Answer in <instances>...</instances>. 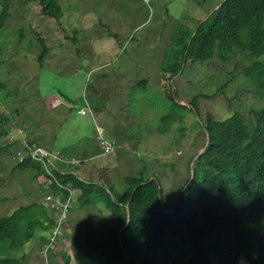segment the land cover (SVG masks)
Here are the masks:
<instances>
[{
	"label": "rangeland",
	"instance_id": "rangeland-1",
	"mask_svg": "<svg viewBox=\"0 0 264 264\" xmlns=\"http://www.w3.org/2000/svg\"><path fill=\"white\" fill-rule=\"evenodd\" d=\"M58 1L64 15L56 22L41 14L38 1L0 0V13L5 3L10 5L9 19L0 30V81H8L9 87L0 86V182H4L0 195L7 197L0 204V217L12 215L21 206L42 202L48 193L35 169L38 160L34 159L33 167H19L14 156L23 147L19 142L10 146L12 135L16 139L10 128V113L16 114L19 109L18 122L26 121L31 126L30 117H37L38 109L22 104L25 98L35 99L37 81L42 85L45 103L40 109L49 118L48 122L40 119L36 126L33 137L39 141L38 147H55L69 157L92 158L79 169L74 163L66 164V172L85 174L107 188L120 187L119 191L126 188V177H148L150 173L161 182L165 194L185 186L201 145V140H195L199 127L195 123L182 143L176 137L163 138L159 128L168 124V112L162 107L160 92L169 100L170 88L159 68L141 77L163 64L167 49L174 47L176 24L197 27L222 0ZM20 31L24 32L22 39ZM41 44L48 49L43 67L38 61ZM248 60L252 63L256 59L248 55ZM187 64L173 79L172 90L182 88L194 96L202 84L199 68L204 64ZM143 84L148 86H137ZM57 86L67 99L58 95ZM220 98L202 99L203 109L225 115L227 102ZM82 107L88 110L85 116L78 113ZM232 108L233 113L226 118L242 107L234 102ZM99 127L115 145V155L98 156L102 153L96 139ZM23 137L27 141V135L23 133ZM77 196L73 192L69 218L79 207L87 212L65 225L56 242L51 243L48 229L40 228L31 242L10 248L4 256L0 251V258H17L23 264H86L81 255L71 251L69 242L66 246L68 238L79 241L92 216L87 206L77 202ZM48 246L50 251L45 255Z\"/></svg>",
	"mask_w": 264,
	"mask_h": 264
},
{
	"label": "trees",
	"instance_id": "trees-1",
	"mask_svg": "<svg viewBox=\"0 0 264 264\" xmlns=\"http://www.w3.org/2000/svg\"><path fill=\"white\" fill-rule=\"evenodd\" d=\"M5 1L8 2V0ZM32 1H38L41 14L56 22H59L64 15L58 0ZM9 9L10 5L5 3V8L0 13V30L4 29L5 22L9 18ZM215 13L217 14L201 26L191 28L180 23L179 32L175 33L172 40L174 47L167 49L163 64L159 68L170 88L169 100L163 92H160L163 99L162 107L168 112L166 115L168 124H164L165 128L160 131L168 133L172 126L176 127L177 131L170 138L176 137L178 143H182L196 123L195 126L199 128L205 130L208 128L215 144L210 158L204 155L202 159L195 162L194 180L185 187L184 193L190 189H197L207 181H210L212 186L203 185L205 197L198 194L184 197L180 194L181 202L172 215L165 213L161 201L158 200L152 207L154 219L148 222L145 228V242L138 247L129 246L128 253L133 259L131 264H264V204L248 211L245 217L244 214L241 217L234 212V204L226 196L222 186L215 182L234 172L238 166L246 165L247 162L243 156L252 153L246 141L232 131V128H242L244 118L241 115H234L227 120L217 122L214 112L203 109V100L200 99V102H197L199 96L210 89H220L210 87L208 83L212 86H224L229 80L239 75L240 66L237 62L239 59L248 61V55L264 56V0H227ZM221 18L225 22L217 25ZM196 30L197 33L193 37ZM253 34H256L260 41ZM23 36L24 32L20 31L21 39ZM42 47L39 64H44L48 51L44 45ZM188 62L206 63L208 69L206 76L208 83L202 78V84L198 86L199 92L194 96L184 93L182 88L172 90V85L175 83L172 82L174 77L182 73L183 69L189 65ZM254 62L253 65L244 68L243 75L251 79L262 75L264 81V65L258 60ZM226 75L228 77L225 81ZM210 78L213 79L211 82H209ZM220 79L223 81H218ZM231 84L241 87L237 80H233ZM0 86L9 88L8 81H0ZM35 88L37 89L36 95L33 96L35 99L25 98L22 101L23 106L28 104L33 109H38L37 117H30L33 126L26 121L15 125L27 135V140H30L28 145L33 149L38 147L39 142L33 137V134L38 131L36 126L40 124V119L46 118V122L49 121L48 116L40 109L45 106V103L42 102L44 94L39 81ZM203 88H207L208 91L203 92ZM55 90L60 97L67 99L58 86ZM12 93L10 89L11 96ZM177 100L190 104L194 109L180 105ZM10 101L14 102L12 97ZM17 115L20 116L19 111ZM197 116L200 119L198 123ZM11 118L12 116H10V124ZM14 133H17V129ZM208 163L210 166L207 165ZM78 177L74 171H70L61 176L60 181L64 185L72 182L76 188L86 191L89 198L104 199L107 206L118 209L104 190L82 183ZM3 184L4 182H0L1 191ZM180 195L174 194L173 198ZM128 196L129 193L119 200L124 201ZM84 197L87 198L85 194ZM6 201L7 197L3 198L0 195V204ZM222 202L224 205L220 209ZM178 203L175 205L170 200L164 201L167 208H175ZM179 217L183 220L178 223ZM124 220V216H118L116 220L118 228L124 225ZM47 221L45 208L37 202L19 207L8 217H0L2 256L7 255L10 248L31 242L38 229L46 228L49 232L50 226ZM116 232L113 231L114 238H116ZM123 260V264L128 261L124 257ZM85 263L88 264V260ZM0 264H23V262L17 258L2 257Z\"/></svg>",
	"mask_w": 264,
	"mask_h": 264
},
{
	"label": "clouds",
	"instance_id": "clouds-1",
	"mask_svg": "<svg viewBox=\"0 0 264 264\" xmlns=\"http://www.w3.org/2000/svg\"><path fill=\"white\" fill-rule=\"evenodd\" d=\"M227 0H222L221 4L216 5L214 9L208 13L209 16L206 19H202L200 26L207 22L212 16H214L218 9L223 6V3ZM200 5L196 4V9L199 10ZM9 19V18H8ZM225 22L221 18L217 25H221ZM179 25H175V32L172 35L174 39L175 33L179 32ZM6 26V25H5ZM197 30L193 34L196 35ZM174 45V44H173ZM252 57L261 61L262 57ZM191 62V61H190ZM238 65L239 75L232 78L224 86H212L206 81L207 65L200 66L199 70L203 76L204 81L208 83L210 87H219L220 89H210L204 95H200V99H211L221 96L222 102H227V112L225 115L214 114L215 121L221 122L227 120L234 115H241L244 118L242 128H232V131L243 138L247 147L252 150V153L245 154L244 160L246 165L238 166L237 169L228 174L225 178L216 180L215 182L222 186V189L226 196H228L234 204V212L239 216L244 217L246 213L257 206L264 204V81L262 75L257 78L251 79L243 75L245 67L253 65L255 62L249 63L239 59ZM246 63V64H240ZM162 64H157L154 71H149L147 75L141 78L147 77L160 68ZM43 67V64H41ZM176 77V76H175ZM174 77V78H175ZM233 80L241 81L239 84L241 87L231 84ZM139 87L148 86L146 84L137 85ZM237 102L242 108L238 112H235L232 116L226 118L233 113L232 103ZM61 104V103H60ZM59 104V105H60ZM181 105L188 106L189 109H194L190 104L182 102ZM19 111V109H18ZM78 113L82 116L88 114V110L85 107L79 109ZM252 113V114H250ZM12 116L10 128L14 133L16 129L20 130V133H16V139L12 135L10 146L19 142L23 148H18L15 154V161L19 162V167H27L34 165V159H37L36 168L40 178H42L41 185L48 190L47 195L43 198L41 203L47 210V223L50 226L48 234L51 237V243L57 241V238L62 235V229L65 225L69 224L74 218H80L87 210H83L79 207L78 212L72 211L71 218L69 213L71 212V205L73 203V192H77V202H81L83 206L89 208V212L92 213L90 223L80 233L79 241L76 238L66 239V246L69 242L71 251L79 254L83 257L84 261L88 260V264H123L124 258H127L126 264H131L132 257L128 253L130 245L138 247L145 242V228L148 222L154 219V213L152 207L157 204L158 200L161 201L165 213L172 215L177 211V208L181 202V195L187 197L189 195L198 194L205 197L203 192V185L208 184L212 186L210 181L201 184L197 189H190L187 193H184L185 187L194 180V164L196 161L202 159L204 155L206 158H210L213 154L214 142L212 136L207 128H199L196 130L195 140H201L199 151L191 164V179L188 183L176 190H172L168 193H164L161 187V182L157 178H152V174H148V177L143 175L128 176L125 178L126 188L123 191L120 187L112 186L105 187L95 179H90L85 174L78 175V180L87 185H93L104 190L105 194L111 198V202L118 206V209H114L113 206H107L104 199H91L86 191L76 188L72 182L64 185L60 180L61 176L66 175V164L74 163L76 169L82 167L85 163H89L92 158H76L69 157L63 150L58 148L49 149L41 146L33 149L28 145L30 140L26 141V137H23V130L20 127L15 126L18 123V115L10 113ZM198 120L199 117L197 116ZM226 118V119H224ZM224 119V120H222ZM10 123V122H9ZM204 125V124H203ZM202 125V127H203ZM165 127H160L163 129ZM177 128L172 126L168 135L162 133L163 138H170L173 132H176ZM15 134V133H14ZM155 134V133H154ZM23 137V138H22ZM59 134L55 136V140H58ZM97 142L101 148V154L98 156H110L115 155L116 147L109 139L105 137L104 131L101 127L98 128ZM185 141V140H184ZM210 166V164H207ZM140 166V165H137ZM105 177V172H102ZM117 188L119 190H117ZM129 193V196L124 201L119 199ZM84 194L87 198L84 197ZM174 194H178L177 198H173ZM120 197L117 198V196ZM165 200L178 203L174 208H167L164 204ZM224 205V202L220 204V209ZM27 206V205H26ZM134 215V216H133ZM124 216V225L121 228L117 227V218ZM243 217V218H244ZM70 219V220H69ZM183 220L178 218L179 221ZM113 231L116 232V238L113 236ZM141 240V243H139ZM50 247L45 248V255L50 251Z\"/></svg>",
	"mask_w": 264,
	"mask_h": 264
}]
</instances>
